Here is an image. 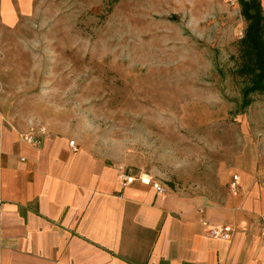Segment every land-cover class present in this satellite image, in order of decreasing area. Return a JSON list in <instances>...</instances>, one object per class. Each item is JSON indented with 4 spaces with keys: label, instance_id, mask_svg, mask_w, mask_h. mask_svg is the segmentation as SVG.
Listing matches in <instances>:
<instances>
[{
    "label": "rangeland",
    "instance_id": "1",
    "mask_svg": "<svg viewBox=\"0 0 264 264\" xmlns=\"http://www.w3.org/2000/svg\"><path fill=\"white\" fill-rule=\"evenodd\" d=\"M246 21L226 0H35L0 21V114L72 132L136 177L221 195L264 170V94L243 107Z\"/></svg>",
    "mask_w": 264,
    "mask_h": 264
},
{
    "label": "crops",
    "instance_id": "2",
    "mask_svg": "<svg viewBox=\"0 0 264 264\" xmlns=\"http://www.w3.org/2000/svg\"><path fill=\"white\" fill-rule=\"evenodd\" d=\"M34 8L0 0V21ZM33 126L0 114V264H264V170L253 159L221 195L159 193L72 132L24 141ZM205 221L233 235L212 237Z\"/></svg>",
    "mask_w": 264,
    "mask_h": 264
},
{
    "label": "trees",
    "instance_id": "3",
    "mask_svg": "<svg viewBox=\"0 0 264 264\" xmlns=\"http://www.w3.org/2000/svg\"><path fill=\"white\" fill-rule=\"evenodd\" d=\"M247 25L239 41L241 63L238 73L246 80L243 107L253 102L252 95L264 94V7L261 0H239Z\"/></svg>",
    "mask_w": 264,
    "mask_h": 264
},
{
    "label": "built area",
    "instance_id": "4",
    "mask_svg": "<svg viewBox=\"0 0 264 264\" xmlns=\"http://www.w3.org/2000/svg\"><path fill=\"white\" fill-rule=\"evenodd\" d=\"M226 1L231 6H237L239 4V0H226ZM45 132H46L45 126H42L39 124L37 126H33L30 132H28L27 134H24L22 138L24 141L38 146L42 143L41 134ZM70 145L74 150H77L78 146L75 140H72L70 142ZM4 156H5V153L2 150H0V162H2ZM131 179L132 177L124 176L125 182H129ZM147 182L154 183V186L159 193H166L168 190L167 186L159 181L153 182V179H147ZM235 185H236V181L233 182V186ZM204 224L209 227L208 234L212 237L229 239L233 235L234 229L230 224H217V225L209 226V224L206 221L204 222ZM261 236L264 239V226L262 227V230H261Z\"/></svg>",
    "mask_w": 264,
    "mask_h": 264
}]
</instances>
